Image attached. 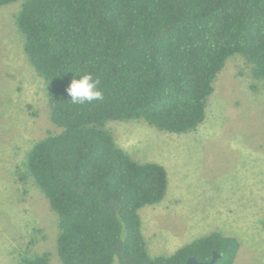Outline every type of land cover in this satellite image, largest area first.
Here are the masks:
<instances>
[{"label":"trees","instance_id":"obj_1","mask_svg":"<svg viewBox=\"0 0 264 264\" xmlns=\"http://www.w3.org/2000/svg\"><path fill=\"white\" fill-rule=\"evenodd\" d=\"M14 22L46 84L55 129L32 144L17 174L33 180L56 215L60 264H185L209 262L213 253L214 264H233L239 240L216 231L169 255L149 254L138 211L162 202L167 172L135 161L107 124L196 131L217 75L236 56L264 82V0H22ZM85 72L103 99L73 104L66 89Z\"/></svg>","mask_w":264,"mask_h":264},{"label":"rangeland","instance_id":"obj_2","mask_svg":"<svg viewBox=\"0 0 264 264\" xmlns=\"http://www.w3.org/2000/svg\"><path fill=\"white\" fill-rule=\"evenodd\" d=\"M22 0L0 6V264L56 256V215L31 178L20 180L25 156L54 127L46 84L23 52L14 16ZM199 128L160 132L143 121H110L117 145L138 162L167 172L159 204L139 209L151 256L169 255L214 231L236 237L233 264H264V82L239 57L217 75Z\"/></svg>","mask_w":264,"mask_h":264},{"label":"clouds","instance_id":"obj_3","mask_svg":"<svg viewBox=\"0 0 264 264\" xmlns=\"http://www.w3.org/2000/svg\"><path fill=\"white\" fill-rule=\"evenodd\" d=\"M99 81L91 73L85 72L78 79L73 78L66 92L73 104H85L103 99L102 91L98 88Z\"/></svg>","mask_w":264,"mask_h":264},{"label":"water","instance_id":"obj_4","mask_svg":"<svg viewBox=\"0 0 264 264\" xmlns=\"http://www.w3.org/2000/svg\"><path fill=\"white\" fill-rule=\"evenodd\" d=\"M219 256L220 255L213 253L212 258L209 262H198L195 258H189L185 264H214Z\"/></svg>","mask_w":264,"mask_h":264}]
</instances>
